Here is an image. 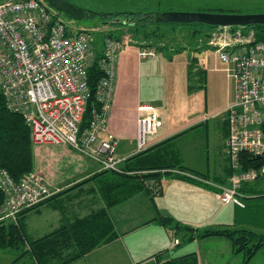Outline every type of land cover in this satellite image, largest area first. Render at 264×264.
<instances>
[{"label": "crops", "instance_id": "crops-1", "mask_svg": "<svg viewBox=\"0 0 264 264\" xmlns=\"http://www.w3.org/2000/svg\"><path fill=\"white\" fill-rule=\"evenodd\" d=\"M134 42L118 57L116 89L108 120L110 134L119 139L117 157L124 162L139 153L138 121L142 116L155 114L162 126L157 134L148 136V148L180 135L176 144L185 160V167L197 172L202 178L190 174L183 175L191 180L165 177L159 195L153 197L145 192L138 193L109 208L117 239L72 264H160L191 253L198 255L199 264H244L242 256L233 253L229 240L217 237L195 239L183 245L190 234L176 228L178 223L194 230L227 227L264 233V180L259 178L242 185L240 192L247 197L244 199L245 208L223 204L219 197L218 185L231 186L228 182L230 174L226 153L229 124L225 111L235 99L234 82L228 77L232 83L230 103L229 98L227 104L209 113L206 98V113L203 115L193 112L186 121L168 123L166 111L169 110V102L162 81H166V77L174 72L172 75L176 80L182 77L188 92L194 90L191 86L194 77L202 86L200 88H204V84L207 88L211 69L208 68L210 57L206 47L200 49L198 45L188 44L191 50L188 58L180 54L177 60H171L165 55H158V47H154L152 41L143 39ZM102 48L101 43L100 50ZM142 48L155 49L156 57L151 60L148 57L141 58ZM95 52L96 46L93 47V54ZM158 77L162 81L156 93L155 82ZM144 107L150 110L144 112ZM212 120L214 126L210 125ZM183 140L190 143L186 150L180 144ZM202 141L203 146L199 148L196 143L202 145ZM212 145L216 147L214 155L211 152ZM49 146L54 145L34 147L35 171L45 175L53 197L22 215L19 226L21 224L29 240L39 239L78 218L107 209L100 191V182L105 179L103 176L75 188L101 174V166L65 146H55V149ZM162 216L172 218L174 223L167 227L160 225L156 220ZM245 216H248L251 224L245 221ZM21 256L22 251L17 261L27 264L25 261L30 260L31 264H36L29 256L20 260ZM250 264H264V253H259Z\"/></svg>", "mask_w": 264, "mask_h": 264}, {"label": "built area", "instance_id": "built-area-1", "mask_svg": "<svg viewBox=\"0 0 264 264\" xmlns=\"http://www.w3.org/2000/svg\"><path fill=\"white\" fill-rule=\"evenodd\" d=\"M97 33L105 29L69 27L44 0L0 4V93L7 109L21 115L30 127L35 146H65L97 162L103 171L121 172L119 139L110 134L108 120L118 57L135 42L104 37L99 60L103 78L95 94L98 107L90 110V119L82 126L92 96L88 70ZM203 47L214 50L235 86V99L225 111L229 124L226 153L235 173L229 178L231 186H218L219 197L223 204L244 208L247 197L240 192L242 185L264 175V167L243 171L240 161L243 153L264 156V41H258L254 31L223 28L200 40L198 48ZM140 57L155 58L156 50L142 48ZM138 126L140 153L148 149V136L157 134L162 122L148 114L139 119ZM0 190L4 195L0 224L16 226L27 210L53 196L45 175L36 171L15 181L0 169Z\"/></svg>", "mask_w": 264, "mask_h": 264}, {"label": "trees", "instance_id": "trees-1", "mask_svg": "<svg viewBox=\"0 0 264 264\" xmlns=\"http://www.w3.org/2000/svg\"><path fill=\"white\" fill-rule=\"evenodd\" d=\"M217 12L234 13L224 10ZM91 17L97 18L100 21L101 27L109 25L112 30L114 29L113 26H127L128 24L130 26L131 24L135 25L134 27L148 23L166 24L156 21L157 18L161 17L160 12L147 14L131 12L97 13L86 11V19ZM211 29V31L204 32L203 37L198 40V43L192 46H197L200 40L207 38L210 32L217 28ZM231 30L242 31L244 33L254 31L257 40L264 41V26H252L246 29L231 28ZM114 31L109 30L108 32L102 33L104 36H102L101 41L99 38L96 39V52L88 70L89 87L92 96L82 126L87 125L90 119V110L93 107H98L95 94L103 78V71L99 66V60L102 54L100 44L103 42L104 37L120 40V37L115 35ZM147 33L144 32L145 37L149 39L150 34ZM197 33L198 31H194L193 39ZM153 34L155 36L157 35L155 32ZM154 47H158L160 51L166 48V46L160 44ZM181 49L186 50L187 48L186 46H181ZM177 137L171 138L153 148H148L127 159L120 165L121 172L104 170L101 174L75 186V188L80 187L103 176L105 179L100 182V191L106 201L107 209L99 210L85 218H78L36 240H29L26 237L21 224L20 226L0 224V253L8 249H17L22 251L20 260L29 256L36 264H72L94 250L116 240L118 235L115 231L114 223L109 216V208L125 202L138 193L145 192L153 197L159 195L161 193L160 186L165 177L191 180L183 175L190 174L202 178V176H199L200 174L183 165L184 160L176 144ZM34 147L30 127L21 115L11 113L7 109L5 100L0 93V169L7 170L15 181H20L27 174L34 172ZM227 160L230 178L235 171L230 165L228 156ZM240 161L243 171L250 169L260 170L264 167V156L255 157L243 153L240 156ZM262 177L264 175L259 178ZM156 190L158 193L153 194ZM3 202L4 195L0 190V207ZM156 221L166 227L174 223L172 218L163 216L159 217ZM176 228L183 229L190 234L184 242L214 237L229 240L232 244L233 253L235 255H241L244 264H250L259 253H264V233H258L250 229L221 227L208 230H194L191 227L181 226L178 223H176ZM28 246L29 249L27 250ZM160 264H199V259L196 253H191Z\"/></svg>", "mask_w": 264, "mask_h": 264}, {"label": "rangeland", "instance_id": "rangeland-1", "mask_svg": "<svg viewBox=\"0 0 264 264\" xmlns=\"http://www.w3.org/2000/svg\"><path fill=\"white\" fill-rule=\"evenodd\" d=\"M11 0H0V4H3ZM72 4L79 8H82L89 12L97 13H119V12H131V13H164L170 11L177 12H211L218 13L217 11L224 10L226 12H234L237 14H251V13H264V0H69ZM62 21H64L69 27L74 29H101L100 21L95 18H87L81 22L72 20L68 15L59 12ZM128 24L127 26H113L114 34L119 36L120 39L125 40H143L145 37L144 32L150 34V38L147 40L154 42V45L166 46L165 49L159 50L158 55H165L167 58L177 60L180 54H183L185 58H188L190 51L188 49V43L196 45L198 40L203 37L204 32L211 31V28L201 25H171V24H156L148 23L134 27ZM122 29V31H121ZM194 31H198L196 37L193 39ZM105 32H108L107 30ZM156 33L155 36L153 33ZM147 33V34H148ZM104 34L97 33L96 37L102 40ZM181 46H186V50H182ZM173 47V48H171ZM175 49V50H174ZM177 49V50H176ZM188 50V51H187ZM209 60L208 68L211 69L208 87L200 88V83L197 82L195 77L191 81V86L194 90L187 91V87H184L182 77L176 80V77L172 74L166 77V81H162V78L158 77L155 82V92L158 93L159 84L161 81L164 84V93L169 102V113L167 112L166 120L168 123L176 124L178 121H186L187 116L193 112H198L203 115L206 113L205 103L206 98L209 102V108L207 112H212L219 109L221 105L227 104L226 101L232 99L231 88L232 83L228 78V74L225 72L226 66L223 65L216 57L215 52L211 48H206ZM149 60L153 59L148 57ZM175 60V62H176ZM189 63V59L186 60ZM164 79V78H163ZM170 114V115H169ZM210 125L214 126V121H210ZM182 148L186 150L189 147V141L183 140L181 143ZM191 144H193L191 142ZM199 148L202 145L196 143ZM50 149H55V146H49ZM216 147L211 146V152H215ZM182 154V153H181ZM183 157V156H182ZM184 159V158H183ZM185 165V160L184 164ZM260 180H264L261 178ZM245 216L244 219L247 223H252ZM189 242H183V245H187ZM21 254L20 250H5L0 253V264H23L17 261L18 255ZM19 262V263H18ZM25 263L31 264L30 260H26Z\"/></svg>", "mask_w": 264, "mask_h": 264}, {"label": "water", "instance_id": "water-1", "mask_svg": "<svg viewBox=\"0 0 264 264\" xmlns=\"http://www.w3.org/2000/svg\"><path fill=\"white\" fill-rule=\"evenodd\" d=\"M50 7L68 15L72 20L81 22L86 19V10L77 7L69 0H44ZM156 21L175 25H205L210 28H239L264 26V13L237 14L211 12H177L161 13ZM260 157V156H259Z\"/></svg>", "mask_w": 264, "mask_h": 264}, {"label": "flooded vegetation", "instance_id": "flooded-vegetation-1", "mask_svg": "<svg viewBox=\"0 0 264 264\" xmlns=\"http://www.w3.org/2000/svg\"><path fill=\"white\" fill-rule=\"evenodd\" d=\"M104 27H105V28H103V29H105V30H107V31H109V30L112 31V29H110V26H109V25H105Z\"/></svg>", "mask_w": 264, "mask_h": 264}]
</instances>
